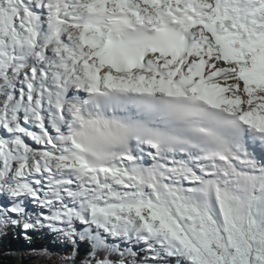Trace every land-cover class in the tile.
Wrapping results in <instances>:
<instances>
[{
    "label": "snow or ice",
    "instance_id": "snow-or-ice-1",
    "mask_svg": "<svg viewBox=\"0 0 264 264\" xmlns=\"http://www.w3.org/2000/svg\"><path fill=\"white\" fill-rule=\"evenodd\" d=\"M43 230L264 264V0H0V239Z\"/></svg>",
    "mask_w": 264,
    "mask_h": 264
},
{
    "label": "trees",
    "instance_id": "trees-1",
    "mask_svg": "<svg viewBox=\"0 0 264 264\" xmlns=\"http://www.w3.org/2000/svg\"><path fill=\"white\" fill-rule=\"evenodd\" d=\"M48 247L57 252L63 251V255L71 251L70 247L61 245L54 234L34 233L31 242H28L10 232L8 236L0 239V264H28V261H20L18 255L31 249H46ZM88 250V246L82 244L80 256L82 257Z\"/></svg>",
    "mask_w": 264,
    "mask_h": 264
},
{
    "label": "rangeland",
    "instance_id": "rangeland-1",
    "mask_svg": "<svg viewBox=\"0 0 264 264\" xmlns=\"http://www.w3.org/2000/svg\"><path fill=\"white\" fill-rule=\"evenodd\" d=\"M30 207H31V205H30ZM41 232L47 233L49 235L52 234V233H49L47 230H43ZM46 249H48L49 252L53 253V255L51 256L50 259L45 257L43 260L38 261L36 259V256L33 253H31V251L22 252L21 254L18 255V259L22 262L28 261V264H60V261H61L62 257L64 256L62 254L63 251L57 252L54 249L49 248V247Z\"/></svg>",
    "mask_w": 264,
    "mask_h": 264
},
{
    "label": "bare ground",
    "instance_id": "bare-ground-1",
    "mask_svg": "<svg viewBox=\"0 0 264 264\" xmlns=\"http://www.w3.org/2000/svg\"><path fill=\"white\" fill-rule=\"evenodd\" d=\"M173 264H174V262H173Z\"/></svg>",
    "mask_w": 264,
    "mask_h": 264
}]
</instances>
